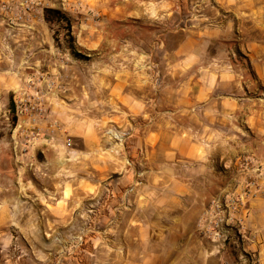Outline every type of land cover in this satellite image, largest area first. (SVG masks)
<instances>
[{"label":"rangeland","instance_id":"1","mask_svg":"<svg viewBox=\"0 0 264 264\" xmlns=\"http://www.w3.org/2000/svg\"><path fill=\"white\" fill-rule=\"evenodd\" d=\"M45 8L66 20L47 23ZM222 12L218 0H0V202L21 204L15 224L0 226V264H105L109 245L93 236L106 233L101 220L111 192L73 195L69 171L87 168L73 155L94 129L103 153L124 152L134 124L151 121L152 107L161 123L188 126L187 113L173 112L176 98L189 80L206 86L207 73L222 75L210 93L237 95L239 110L223 117V136L209 141L206 167H195L194 197L205 203L191 211L196 223L188 227V243L176 232L180 241L142 249L154 247L159 264L261 263L258 251L248 249L247 221L229 222L225 241L214 240L211 228L205 232L215 201L238 199L252 181L256 196L264 191V83L238 49L239 33L200 34ZM248 36L263 39L260 31ZM198 58L193 67L181 62ZM115 84L124 85L122 100L110 93ZM141 101L140 114L126 108ZM169 166L188 180L185 166ZM13 172L28 182L15 194L4 189Z\"/></svg>","mask_w":264,"mask_h":264},{"label":"crops","instance_id":"2","mask_svg":"<svg viewBox=\"0 0 264 264\" xmlns=\"http://www.w3.org/2000/svg\"><path fill=\"white\" fill-rule=\"evenodd\" d=\"M218 2L223 8L221 20L214 26H207L206 30L201 29L200 34L210 36L215 33L217 36L229 30L239 33L238 49L249 55L257 77L264 83V0ZM229 19H232V26ZM250 31L262 32L263 39L248 36ZM181 62L186 68L193 67L201 62V58L184 59ZM218 76L222 75L207 73L203 80L206 86L197 81L190 85V80L184 83V94L176 98L173 112L187 113L191 119L188 126L179 124L177 119L172 124L169 121L161 123L152 107L151 121L142 126L134 124L130 138L125 140L124 152L113 149L112 152L103 153L102 145L97 140V130L94 129L84 140L85 149L73 155L87 167L69 171L73 179V195L83 193L89 196L105 188L111 192L105 209L107 212L101 220L106 233L104 237L93 236L96 244L104 240L109 245V253L103 259L105 264H159L160 253L154 247L142 249L143 243H159L162 240L175 243L180 241L175 237L176 232H181L182 240L188 243V227L196 223V219L192 222L191 211L196 204L198 207L195 209L201 210L202 203H205L201 197L199 200L194 197L192 179L196 174L195 167H206L211 154L209 141L216 139V136H223L218 128L219 124L225 122L223 117L234 115L239 110L237 95L225 97L210 93ZM123 89L124 85L115 84L110 93L119 95L122 100ZM120 106L124 109L123 105ZM145 106L142 101L132 103L129 107L126 103V108H131L135 115L142 113ZM231 127H234L233 122ZM12 138L14 141L15 133ZM169 164L185 166L188 171L185 178L188 180L185 182L176 178ZM201 169L199 176L202 174ZM13 173L12 178L7 177L8 184L4 187L11 194H15L22 185L27 188L28 184L21 174ZM206 174L204 171L203 177ZM111 175L117 176L112 178ZM56 205L59 209L64 208V204ZM15 208L19 210L21 204L0 202V226L15 224ZM189 211L188 217L185 213ZM93 221L99 222L96 218ZM246 221L245 234L251 243L248 249L257 250L261 255L260 264H264V191L249 202V217ZM28 222L24 221V224ZM116 233L118 235L115 236ZM175 248L173 245V251ZM92 254L93 261H98L97 252Z\"/></svg>","mask_w":264,"mask_h":264},{"label":"built area","instance_id":"3","mask_svg":"<svg viewBox=\"0 0 264 264\" xmlns=\"http://www.w3.org/2000/svg\"><path fill=\"white\" fill-rule=\"evenodd\" d=\"M241 191V195L236 200L231 199L229 202L219 200L213 204L210 225H205L206 228L208 227V231L205 232L210 233L209 229H213V233H211L214 240L225 241L229 222L240 224L249 217V207L246 206V202L248 199L256 197L259 190L255 181H252Z\"/></svg>","mask_w":264,"mask_h":264},{"label":"trees","instance_id":"4","mask_svg":"<svg viewBox=\"0 0 264 264\" xmlns=\"http://www.w3.org/2000/svg\"><path fill=\"white\" fill-rule=\"evenodd\" d=\"M44 20L47 23H53V22H57V21H62V20H66V18L61 14L60 11L56 10V9H52V8H45L44 9ZM66 27L67 30L70 32V23L68 21H66Z\"/></svg>","mask_w":264,"mask_h":264},{"label":"bare ground","instance_id":"5","mask_svg":"<svg viewBox=\"0 0 264 264\" xmlns=\"http://www.w3.org/2000/svg\"><path fill=\"white\" fill-rule=\"evenodd\" d=\"M116 136V135H115Z\"/></svg>","mask_w":264,"mask_h":264}]
</instances>
